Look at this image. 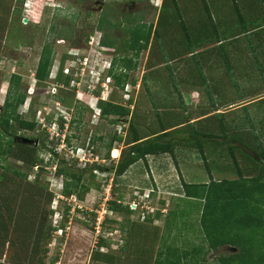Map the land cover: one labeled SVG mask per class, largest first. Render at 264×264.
Here are the masks:
<instances>
[{"label":"rangeland","instance_id":"rangeland-1","mask_svg":"<svg viewBox=\"0 0 264 264\" xmlns=\"http://www.w3.org/2000/svg\"><path fill=\"white\" fill-rule=\"evenodd\" d=\"M33 1L0 0V115L11 77L19 74L26 100L18 113L37 126L21 130L16 139L35 145L39 158L32 167L23 161L30 153L19 147L17 153L23 157L12 156L7 167L0 166V209L20 208L24 216L21 235L12 224L0 232V259L5 264H155L169 257L178 264H234L240 246L226 243L211 248L201 223L205 199L188 198L184 184L260 172L264 161H257L253 148H264V70L256 61L257 57L264 60V43L258 45L264 42V28L256 31L255 27L264 23V0H176L177 5L174 0ZM136 23L153 24L157 36L152 34L149 47L136 60L137 67L128 71L125 85L110 73L112 82L103 94L106 100L130 105L131 114L103 117L99 100L88 88L90 71L105 69V80L113 57L122 78V57H136L126 44L130 36L126 29ZM248 28L256 49L240 34ZM89 32L94 35L92 45L85 38ZM102 34L116 43L107 46L105 56L89 51L100 49ZM234 34L240 35L230 40ZM46 45L53 48V63L50 75L40 80L35 74ZM72 48L76 55L69 54ZM219 49L230 51L233 77L246 86L240 89L242 94L232 84L229 98V89L216 87L219 81L210 76L213 103L200 95L202 86L182 87L180 91L188 89L183 103L174 92L168 94L172 89L166 86L177 79L206 80L204 75L201 80L196 62L200 57L212 60ZM79 56L89 57L83 75L85 65L79 66L80 61L71 68L79 86L53 77L59 64L70 67L67 58ZM217 106L225 111V130ZM165 128L170 131L167 139L176 142L174 153L148 155L123 175L115 173L135 131L146 138ZM193 131L205 140L204 153L192 142ZM231 145L236 146L237 161ZM114 146L118 148L112 152ZM59 160L82 175L81 181L69 178L75 198L64 192L67 176L56 172ZM16 169L27 177L15 173ZM114 201L133 212L111 209ZM102 239L106 243L100 248ZM249 247L264 252V225ZM98 249L103 256L93 260Z\"/></svg>","mask_w":264,"mask_h":264},{"label":"trees","instance_id":"trees-1","mask_svg":"<svg viewBox=\"0 0 264 264\" xmlns=\"http://www.w3.org/2000/svg\"><path fill=\"white\" fill-rule=\"evenodd\" d=\"M20 1L24 2L25 0ZM174 3L177 5L176 0H174ZM19 11L21 13V10ZM128 28L126 30L130 36L126 41V44L129 49L135 51L136 57H122V78L119 77L120 74L117 72V69H115L117 59L112 62L111 68L109 69V72L114 75L116 81L122 86L125 85L128 71L137 67L136 60L139 58L141 51L149 47L152 34L155 33L157 36V33L154 32L155 27L153 24L148 25L136 23L134 25H130L129 30ZM263 28L264 23H260L257 27H255V30L257 31ZM240 34H245L246 39L249 41L253 49H256L257 45L253 43L252 36L247 35L252 34L249 28ZM240 34L230 36V40ZM86 39H88V37ZM223 41L224 40L218 41L221 46L224 45ZM102 42L104 45L110 47H113L116 44L113 40H109L106 37L103 38ZM262 43L264 42L260 40L258 45H262ZM53 54V48L50 45H46L43 49L39 65L36 69L35 75L38 79L44 80L50 75V68L53 63ZM255 55L256 57L259 56L258 50ZM257 61L260 71H263L264 65L260 57H257ZM62 67L56 78L59 81L69 84L71 77L63 73ZM233 70L234 67H232L231 74L234 83L233 85L240 91H238V93L242 94L240 90L242 87L239 84L240 82H238L239 79L237 77L235 78V76L233 77ZM262 73L264 82V71ZM21 80L22 78L19 74L15 73L12 75L10 80L12 85L0 115V166L5 165L7 167L9 158L12 156L16 158H19L20 156V158H22L23 155L17 153L19 147H23L24 150L30 153L29 156L23 157V161L30 163L32 167H34L39 159L35 155V145L22 143L16 139L21 130H34L37 126L34 120L23 118L21 114L18 113L19 105L26 100V94L22 92L20 87ZM210 95L213 96L212 94ZM261 100H264V98ZM212 101H214V99H212ZM98 105L101 109V115L103 117L118 116L125 118L131 114L130 105H122L121 103L109 100H100ZM217 114L220 119L222 129L225 130V125L223 124L222 119L224 116L223 114L225 113ZM167 130L168 129L165 128L160 133L147 136L146 138L140 137L137 131H135L132 136L133 139L129 142L128 149L122 150L120 161L115 167V173L123 175L132 164L141 159H145L148 155L174 153L176 142L175 140L167 139L170 132ZM224 135L226 136V133H224ZM205 136L216 137L213 134H206ZM192 138V142L200 148L202 153H204L205 140L202 139L200 133L193 131ZM119 139L122 140V137H119ZM233 141L236 142L235 139H233ZM257 143L259 144V142ZM110 146H113V144H110ZM235 149V145L230 146L231 154L233 155L234 160L237 161ZM258 149L259 151H256V149L253 148L260 158L257 159V161H264V148L260 147ZM107 157H110L109 152ZM57 166L58 169L56 172L63 176H67V189H65L64 192L68 194V196L74 195L71 189H69L70 182L72 181V179L69 178H76L81 181L82 175H78L72 172V170L63 167L62 160L58 161ZM15 173L20 174V176H26L20 173L17 169L15 170ZM184 187L185 194L188 198L205 199L201 223L211 248H216L226 243H232L240 246L242 250L239 255L234 256V264H236L237 258L240 261L238 264H264V252L259 253V251H255L253 247L252 249L249 247L250 244H254L255 233L258 232L262 225H264V210L260 211V205L264 207V162L261 165L259 174L256 176L245 177L240 175L237 179H223L219 181L212 179L209 183L204 184L185 183ZM111 206V209L115 211L133 212L129 206L121 205L117 201H114ZM7 211L8 212H3V210L0 209V232L7 229L10 224H12L17 233L21 235L20 229L24 228V216L22 209L10 208L7 209ZM258 212L261 213V216ZM24 231H27V227ZM105 243L106 241L102 239V243H99V247L101 248V245H105ZM99 249L97 253L92 254L93 260H100V257L103 256V253ZM99 254L102 256L100 255L99 257ZM168 258L169 257L166 258L165 262L157 261L155 264H178V262L171 261Z\"/></svg>","mask_w":264,"mask_h":264},{"label":"crops","instance_id":"crops-1","mask_svg":"<svg viewBox=\"0 0 264 264\" xmlns=\"http://www.w3.org/2000/svg\"><path fill=\"white\" fill-rule=\"evenodd\" d=\"M35 6H36V4H35ZM219 44H220V42H219ZM192 54H194V53L192 52L190 55H192ZM230 54H231L230 51L226 50V52L222 53V51L219 49L218 52L212 58V60H214V61L216 59L218 61V63H213V61L210 60V58H208V57H200L198 63L196 62L195 66L197 68L198 73L200 72L201 80H203L202 75H204L206 80L193 81V82H189V81H187V82H179V81H177L178 80L177 79V80L169 83L166 86V88L172 89L171 91L169 90L168 94L170 95L171 92H174L176 94L175 96H176L177 101L183 103V100H185V101L188 100L186 98L187 97L186 93L188 92V89H186V91H185L186 93H185L183 90L180 91V89H182V87L188 88V85H189L190 88L191 87L195 88V87H201L202 86V88H201L202 92H199L200 95L202 93L205 97H208L209 100L213 103L212 99H214V97L210 95V94H212V91H211L212 87L209 86V82L210 81L207 80V77L210 76V77L215 78L216 80L219 81V83L217 85H215L216 87L220 88V86L222 85L221 87H223L225 89V91H226V89H229V98H230L231 93H232V91L230 89L233 86L232 84H234L233 80H232V75H231L232 74L233 63H232ZM219 58H221V59H219ZM261 61H262V63L264 62L263 59H261ZM215 64H218V65L216 66ZM257 65H258V61H257ZM202 71H204V73ZM201 72H202V74H201ZM219 75H221V76H219ZM217 76H219V77H217ZM238 82H240V81H238ZM239 84L241 85V87L245 86V85H243V83H239ZM192 94H194V93H192ZM224 94L226 95V93H223V95ZM195 96L199 97L198 95H195ZM229 101H231V100H229ZM223 103H225V100H223ZM225 105L226 104L220 105V107H223V106L225 107ZM220 107L217 106L215 109L218 110V113H224L225 111L220 109ZM116 148H118V147L114 146L112 148V151L114 149H116ZM162 210H167L168 211L167 208H163ZM163 215H165V214H163ZM156 219H155V223L154 224H157V222H158V220H156Z\"/></svg>","mask_w":264,"mask_h":264},{"label":"built area","instance_id":"built-area-1","mask_svg":"<svg viewBox=\"0 0 264 264\" xmlns=\"http://www.w3.org/2000/svg\"><path fill=\"white\" fill-rule=\"evenodd\" d=\"M93 38H94V35H91L90 37H89V39H87L88 40V42L92 45V43H93ZM98 38H99V40H98V46L100 47V49H92V50H89V51H94V53L95 54H100V56L102 55V56H105V55H108L106 52H105V50L108 48L106 45H104L103 44V42H102V35H99L98 36ZM73 50H75V48H72L70 51H69V54L70 55H76V50L75 51H73ZM92 59H94V58H92ZM67 60H68V62H67V64L68 63H70V67H68V65L66 66V63H65V65L62 67V71H63V73L65 74V75H67V76H70L71 77V80H72V85L73 86H79L80 85V81H76L75 79H72V72H71V68L72 67H75L76 66V62H78V61H80V64H79V66H81V65H85V67H81V74L83 75L84 74V71H85V69H86V65L88 64V62H89V57L88 56H83V57H78V59L76 60V59H74V58H70V57H68L67 58ZM112 62H113V57H112V59H111V62H110V64L108 65V75H107V78L105 79V80H103L104 78L102 77V74H103V72H105V69H98V70H95V69H92L90 72H91V74H92V76H91V79H90V83H89V81H87L88 82V85H89V89H91V93H92V97L93 98H95L97 101L99 100L100 101V99L101 100H106L105 99V97H104V92H105V86L106 85H108L109 83H111L112 82V76L110 75V72H109V69H110V67H111V64H112ZM92 63V62H91ZM61 70V65L59 64L58 66H57V69H56V71H57V73L56 74H53V77L54 78H56L57 77V75H58V73H59V71ZM95 71H97V72H95ZM95 73V74H94ZM95 75V76H94ZM62 86V85H61ZM78 92V91H77ZM97 92H99V95H97ZM126 96H128V94H125V97ZM127 98V97H126ZM130 98H128V100H129ZM44 119H46V117H44ZM65 119L66 120H68L66 117H65ZM67 124V123H66ZM81 160H83V158H81ZM75 196L76 195H72V197H74L75 198ZM79 207H80V205H78ZM75 208H76V206H74V210H75ZM98 223H100V222H98ZM61 230H62V228H60ZM0 264H5V261H2L1 259H0Z\"/></svg>","mask_w":264,"mask_h":264},{"label":"flooded vegetation","instance_id":"flooded-vegetation-1","mask_svg":"<svg viewBox=\"0 0 264 264\" xmlns=\"http://www.w3.org/2000/svg\"><path fill=\"white\" fill-rule=\"evenodd\" d=\"M104 14H105V13H104ZM100 18H101L100 21H101L102 24H103V23L105 22V17H104L103 15H101ZM91 35H92V33L89 32L86 36H85V35H84V36H85V38L88 37V39H89V37H90ZM102 37H103V34H102ZM103 38H104V37H103ZM103 38H102V40H103ZM86 40H87V39H86Z\"/></svg>","mask_w":264,"mask_h":264},{"label":"bare ground","instance_id":"bare-ground-1","mask_svg":"<svg viewBox=\"0 0 264 264\" xmlns=\"http://www.w3.org/2000/svg\"><path fill=\"white\" fill-rule=\"evenodd\" d=\"M28 3V1L26 2V4ZM116 154L119 155V149L116 150Z\"/></svg>","mask_w":264,"mask_h":264},{"label":"water","instance_id":"water-1","mask_svg":"<svg viewBox=\"0 0 264 264\" xmlns=\"http://www.w3.org/2000/svg\"><path fill=\"white\" fill-rule=\"evenodd\" d=\"M24 21L27 22L28 21V18H25Z\"/></svg>","mask_w":264,"mask_h":264},{"label":"clouds","instance_id":"clouds-1","mask_svg":"<svg viewBox=\"0 0 264 264\" xmlns=\"http://www.w3.org/2000/svg\"><path fill=\"white\" fill-rule=\"evenodd\" d=\"M35 2H36V0L33 1V3H35Z\"/></svg>","mask_w":264,"mask_h":264}]
</instances>
